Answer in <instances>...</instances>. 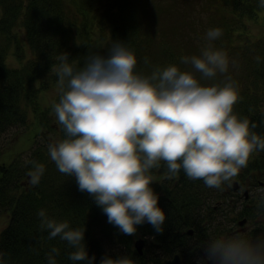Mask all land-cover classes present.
<instances>
[{
	"label": "trees",
	"instance_id": "trees-1",
	"mask_svg": "<svg viewBox=\"0 0 264 264\" xmlns=\"http://www.w3.org/2000/svg\"><path fill=\"white\" fill-rule=\"evenodd\" d=\"M202 1L198 6L207 10L210 24L198 32L197 43L184 45V35L173 27L172 18L161 16L159 0H0V139L11 129L26 126L33 132L29 142L36 144L24 159L23 150L0 151V212L9 216L0 231V264H48L47 254L53 247L59 249L57 264H74L67 242L59 237L49 239L48 230L41 229L38 212L42 209L58 222L85 228L84 243L88 255L95 256L93 264H100L106 254L128 256L134 264H165L175 254L183 264H212L201 253L210 239L227 236L230 223L221 220L220 214L229 216L234 210L230 199L236 203L233 194L237 192L232 181L209 188L202 180L187 178L183 171L169 178L162 164L153 170L156 182L152 187L166 214L163 231L157 233L145 222L137 225L135 235L128 236L107 222L93 198L78 190L74 177L57 170L45 150L49 144L39 140L47 133L56 141L64 138L52 111L58 91L49 98L57 87L52 69L60 54L67 52L74 63L82 64L89 53H106L114 40H122L135 50L138 72L150 74L169 64L184 70L187 66L180 64L181 57L198 55L207 43L206 32L217 27L222 36L212 43L227 54L228 72L202 82L234 80L239 85L234 112L255 124L253 131L264 138V37L245 38L248 21L263 18L264 7L259 0H213L201 6ZM184 23L189 29L191 23L185 18L181 28ZM11 53L20 65L9 63ZM32 161L45 166L36 186L29 184ZM261 175L264 151L254 152L233 179L247 184ZM238 214L244 215L242 211ZM140 236L146 247L142 254L135 249Z\"/></svg>",
	"mask_w": 264,
	"mask_h": 264
},
{
	"label": "clouds",
	"instance_id": "clouds-1",
	"mask_svg": "<svg viewBox=\"0 0 264 264\" xmlns=\"http://www.w3.org/2000/svg\"><path fill=\"white\" fill-rule=\"evenodd\" d=\"M221 36L220 28L209 29L200 53L181 57L184 70L169 64L150 74L138 72L136 52L122 40H114L106 53H89L82 64L67 52L57 57L52 71L59 98L52 111L64 138L48 145L49 157L124 235H135L145 222L163 231L166 214L152 187L153 170L162 164L169 178L183 171L189 179L220 188L254 152L264 151V138L253 131L256 125L234 112L239 85L230 77L222 84L202 82L228 72L227 54L212 43ZM32 164L29 184L36 186L45 166ZM38 216L49 239L59 237L73 249L69 259L74 264H93L85 228L49 218L43 209ZM203 247L212 264H264V239L236 234L212 238ZM58 254L53 247L48 264H57ZM100 264L134 261L106 254Z\"/></svg>",
	"mask_w": 264,
	"mask_h": 264
},
{
	"label": "rangeland",
	"instance_id": "rangeland-1",
	"mask_svg": "<svg viewBox=\"0 0 264 264\" xmlns=\"http://www.w3.org/2000/svg\"><path fill=\"white\" fill-rule=\"evenodd\" d=\"M211 1L213 0H203L200 5H209ZM159 2L161 5V16L165 19H169V17L172 18L171 23L173 27L180 35H184L181 40L184 41V45L187 43H197L196 40H198V32L210 24L207 18V10L198 6L199 0H159ZM182 18H185L186 21L191 23L189 29H187L186 23H184L181 28L180 24L182 23ZM247 27L248 29L246 33H248V35H245V38L250 36L251 38L264 37V17H260L256 20H249ZM28 54H30V51L29 53L24 52L25 57H28ZM8 61L12 65L21 64L18 57L13 53L10 54ZM56 93L57 87L49 92V98H53ZM28 130L29 128L26 126H19L11 129L0 139V151L7 153L9 150L12 153L16 150H23L21 158L24 159L27 157L31 150L36 146V144H31V142H29L33 138V132ZM48 135L49 134L47 133V135L41 139L39 137L40 144H50L56 141L51 136L47 137ZM45 150L48 151V145H45ZM154 177L156 176L154 175ZM240 182L243 183V181ZM250 184L252 186L253 182ZM262 184H264V179L260 180V183L255 185V191H253L254 198H251L249 201L251 208L245 210L246 212L243 211L240 195H238V193L233 194V198L237 201L235 203V201L230 199V206H234V210L229 212V216H223V214H220L221 220L224 219L226 222L231 224L233 222V217L235 218V215L242 211L244 213L242 216L249 215V222L246 226L251 229L261 228V233H264V203H261V196L264 194V186H262ZM230 185L232 186V183H230ZM233 214L235 215L230 216ZM225 217H227L228 220H226ZM8 222V213L0 212V231L8 224ZM145 248L146 247L144 246V250Z\"/></svg>",
	"mask_w": 264,
	"mask_h": 264
},
{
	"label": "flooded vegetation",
	"instance_id": "flooded-vegetation-1",
	"mask_svg": "<svg viewBox=\"0 0 264 264\" xmlns=\"http://www.w3.org/2000/svg\"><path fill=\"white\" fill-rule=\"evenodd\" d=\"M250 183L251 182H249L247 184H243L239 180L237 188L233 189L234 191H236L240 195V200L242 202V207L246 204V207L248 209L251 208L250 202H248V200L250 201L251 198H254V192H253V191H255L254 187H255V185L257 183H260V180L257 181L256 183H253L252 186H251ZM235 214H233L232 216H234ZM244 217H246L245 218L246 221L244 223H241V219L242 218H240L239 214H236L235 218L233 217V222L230 224L229 230L226 231V233H227L226 237L233 236V235H236V234H242V235H245V236H252V237H254V235L257 234V235L260 236L261 228H253V229H251L250 227H247L246 224L249 222V217L248 216H244ZM260 237H262V239H264V234L261 235ZM257 238L258 237H256V239ZM201 254H202V257H205L204 250H202Z\"/></svg>",
	"mask_w": 264,
	"mask_h": 264
},
{
	"label": "water",
	"instance_id": "water-1",
	"mask_svg": "<svg viewBox=\"0 0 264 264\" xmlns=\"http://www.w3.org/2000/svg\"><path fill=\"white\" fill-rule=\"evenodd\" d=\"M238 186V182L234 181V188H237ZM246 221V219H243L241 221V223H244ZM188 232L191 234L193 232L192 229L188 230ZM144 246H145V239L140 237L138 239H136L135 241V248L139 253H143L144 250ZM181 256L179 254H175L172 258H168L165 261V264H181Z\"/></svg>",
	"mask_w": 264,
	"mask_h": 264
}]
</instances>
